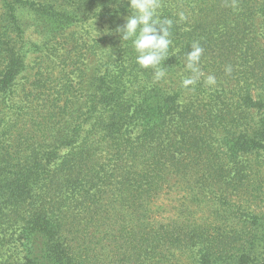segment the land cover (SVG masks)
<instances>
[{
  "label": "trees",
  "instance_id": "16d2710c",
  "mask_svg": "<svg viewBox=\"0 0 264 264\" xmlns=\"http://www.w3.org/2000/svg\"><path fill=\"white\" fill-rule=\"evenodd\" d=\"M18 1L115 35L21 84L1 34L0 264H264V0H159L160 79L117 31L128 0Z\"/></svg>",
  "mask_w": 264,
  "mask_h": 264
},
{
  "label": "rangeland",
  "instance_id": "374dc122",
  "mask_svg": "<svg viewBox=\"0 0 264 264\" xmlns=\"http://www.w3.org/2000/svg\"><path fill=\"white\" fill-rule=\"evenodd\" d=\"M125 18L126 16H122L116 20L117 27L126 22ZM42 21L29 7L24 8L18 0H0V36L7 32L11 40L17 42V51L20 50L21 52L18 63L19 82L21 84L32 82L31 77L36 74L43 59L46 61L41 66L43 69L47 65L56 66V68L61 67L60 62L62 57L66 55V46L74 38L76 32L84 35L87 39L86 42L90 44L95 40H103L105 45H109V40L115 35V31L109 30L105 26L101 27V24L93 25L92 30L77 28L76 26L64 32H57L48 29ZM0 40L2 39L0 38ZM108 52L109 49L97 52L102 59H93L90 64L91 75L95 73V69L99 68L102 60H107ZM72 54L74 55V53Z\"/></svg>",
  "mask_w": 264,
  "mask_h": 264
},
{
  "label": "clouds",
  "instance_id": "9594fccd",
  "mask_svg": "<svg viewBox=\"0 0 264 264\" xmlns=\"http://www.w3.org/2000/svg\"><path fill=\"white\" fill-rule=\"evenodd\" d=\"M128 5L131 15L125 18L126 22L117 31L122 40H131L137 53V64L143 68H152L155 78L160 79L165 75L159 66L166 59L171 44L170 28L173 22L170 19H157L159 0H128ZM180 18L184 19L183 13ZM201 54L202 48L198 42H194L191 51L187 53V68L193 73L198 71ZM191 82L186 80L185 84Z\"/></svg>",
  "mask_w": 264,
  "mask_h": 264
}]
</instances>
